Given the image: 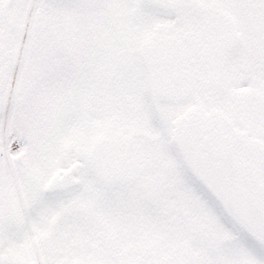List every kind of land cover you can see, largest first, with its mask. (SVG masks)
<instances>
[{
  "label": "snow or ice",
  "instance_id": "obj_1",
  "mask_svg": "<svg viewBox=\"0 0 264 264\" xmlns=\"http://www.w3.org/2000/svg\"><path fill=\"white\" fill-rule=\"evenodd\" d=\"M0 264H264V0H0Z\"/></svg>",
  "mask_w": 264,
  "mask_h": 264
}]
</instances>
